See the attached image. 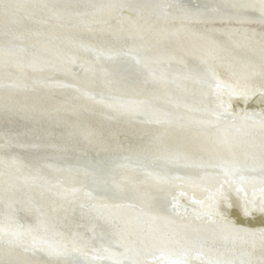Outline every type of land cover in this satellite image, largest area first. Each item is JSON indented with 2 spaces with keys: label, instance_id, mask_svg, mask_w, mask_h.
Listing matches in <instances>:
<instances>
[{
  "label": "bare ground",
  "instance_id": "1",
  "mask_svg": "<svg viewBox=\"0 0 264 264\" xmlns=\"http://www.w3.org/2000/svg\"><path fill=\"white\" fill-rule=\"evenodd\" d=\"M139 1L0 0V260L46 264L21 245L52 251L35 240L45 235L62 240L52 264L101 243L125 249L117 260L111 250L94 249L114 264H214L186 256L195 252L228 260L221 264H264V186L253 174L264 171V126L255 121L264 113V0H198L179 16L163 0L162 17L154 4ZM221 14L229 17L216 19ZM128 62L142 80L124 87V77L114 75ZM56 75L70 82L75 76L79 90L48 81ZM146 88L149 99L142 97ZM101 92L110 98L93 95ZM19 121L33 133L48 127L50 136L19 139ZM23 149L127 159L139 166L129 178L169 168L166 162L226 167L228 175L192 185L162 183L151 173L148 199L94 201L83 217L69 208H78L72 182L49 191L32 187L20 165ZM243 170L254 177L231 184L229 173ZM121 181L119 194H133L125 176ZM166 200L175 213L165 218L136 210ZM131 250L140 252L137 261H128L135 260Z\"/></svg>",
  "mask_w": 264,
  "mask_h": 264
},
{
  "label": "water",
  "instance_id": "2",
  "mask_svg": "<svg viewBox=\"0 0 264 264\" xmlns=\"http://www.w3.org/2000/svg\"><path fill=\"white\" fill-rule=\"evenodd\" d=\"M139 2L142 5L144 4V6H147L145 5L146 3L154 4L155 9H153V11L154 12L156 11V13H158V15L162 17L163 13L158 11L157 5L160 2H163V0H141ZM134 5L137 6L139 5V3L138 2L134 3ZM165 5L168 8H170V11L174 10L173 11L175 13L174 15L179 16L185 10L184 9L185 6H187L188 9H194V7L199 6V2L198 0H165ZM160 6H162V4H160ZM185 11L189 12L188 10H185ZM220 16H222V18ZM218 17L216 19L225 21V19H227V17L229 16H225V14H221ZM100 61L104 65L113 66L110 62L107 64V61L105 58H100ZM121 66H119V64L116 65V71L118 72L116 73L119 76L116 74L114 75V77L116 79H119V78L123 79L124 77L125 79V82L123 84L124 87H127V84L129 81H137V80L139 81V79L142 80V78H140L139 75L137 76L136 74H133L132 69L135 68V66H133L132 63L128 62L127 63L128 67L126 68L124 66L123 67ZM199 68L202 71H205L204 67H199ZM78 71L82 72L81 68L78 67ZM80 72H77V75H79ZM126 76L129 80H126L125 78ZM174 77H175V74H172L170 76L172 80L169 83L174 84L175 82ZM72 79L75 82L68 81L66 76L56 75L48 81L57 83L54 85H60V86L65 85L64 87L67 89H72V87H75L73 89H78L77 87L78 85L76 82L77 78L75 76H72ZM197 79L199 78L197 77ZM100 80H102V78ZM60 86H57V87H60ZM148 86L150 88H153V84L151 83H149ZM203 87L204 88L208 87V83L204 84ZM147 89L149 88H146L145 95L142 96V97H146L145 99H149V97L152 95L151 93L148 92L150 90H147ZM103 94L102 92L95 93V94L93 93V95H95V97H97L98 99L105 98L108 100L110 98V96L108 97V95L106 94L103 95ZM191 100L192 98H189L187 101L190 102ZM184 105H186V103H184ZM167 111L169 112L170 110L168 109ZM262 113L261 114L257 113L255 116L256 117L255 121L259 126H264V113L263 114ZM22 122L23 121H19L18 123H15L13 125L14 128L10 125V128H13L16 131L15 134H19L18 135L19 139L23 138L27 140L28 137L33 136L34 133H36L33 136L35 140L37 139L39 140L40 138H42V136H47V135L50 136V132L48 131L50 128L45 127L48 129L46 131H42V130L39 131L38 129H36L35 130L36 132L33 133L31 131H28L30 124L22 125L23 124ZM57 135H58V132L55 133V135H53L55 138H51V140L54 141L55 143L58 142L56 138ZM63 138H67V137H63ZM67 143L71 144L72 142L68 141ZM24 150L25 149H23L22 151ZM102 159H98L94 157L83 159V158H80L74 155H63V157L60 156L56 158L52 154H48L47 152H44V151L40 152V151H34V150H29V151L25 150L24 156H22L21 158L22 163H20V165L23 167V170L25 171V173L27 175H30V178L32 180L31 182L32 187L37 190L49 191L50 189H52V186L64 185L66 184L67 181L72 182L75 185L74 189H75L76 195L74 196L75 197L74 200L77 201L78 208H76L77 206L75 204L72 205V203H70L69 208H71V210H73V213L75 212L76 215L78 216H79V213H81L83 217H85V213L88 212V210L92 208L91 206L94 205L93 204L94 201H103L107 203L113 202L114 204H118V205H130L131 203L129 202L131 201L129 200V197L131 199L134 194L135 195L131 199L132 201L136 199L137 200L139 199V201L145 198L148 199L149 197L148 191H146L147 188L145 187V185L147 184V181L149 182L151 181L150 175H153L151 173H155L157 175V177H155L156 181H160L162 183H167V184L169 183L182 184L183 183V184H192V185L194 184L199 185L201 183H204V181H207L209 179L208 177L210 178L220 177L221 174L223 175L221 177L228 175V172L226 171L228 169H226V167L219 168L220 171H217V170L209 171L208 169L204 171L200 169H191L189 167L186 168L181 165H176L177 166L176 167L177 169H176L174 167L175 164H172L171 162L170 163L166 162L165 165L167 167L169 166V168H166V167L164 168L161 165H160L161 167L159 166L158 168L156 167L154 169L146 168L147 169L146 171L139 170L141 171L140 174L135 175V177L129 178L128 172L132 169L135 170L136 169L135 167H139V166H132L133 164H130V161H128L127 159L125 160H119L116 158L114 159L110 158V160H106L105 158H102ZM229 174H231L228 176L230 177L228 178L229 181L231 182V184L236 185V187H238L239 183H241V180H243L241 176L247 177V178H252L255 176L256 179H262L263 186H264V171L253 173L254 176L250 175L249 172H245L244 170L241 172H237L235 174H232V173H229ZM124 176H125L124 184L132 188L134 191L133 194L126 195L127 197H124L123 195L119 194L118 186L116 185V184L122 183L121 180ZM71 177H73V179L74 177L76 178L73 181H71ZM105 181H107V184L104 186H101L100 184H102ZM207 183H211V181L208 180ZM225 183H228V182L225 181ZM136 187H140L141 189L137 190ZM172 204H174L173 201H172ZM124 207H128V206H124ZM136 210H141L142 212L150 213L151 215L157 216V218L158 217L165 218V216H168L169 214L172 215L173 213H175V212L170 211L172 210L170 200L162 201L159 204L156 203L154 204V206L150 208L146 207L141 202L140 205L136 206ZM79 218L77 217L78 220ZM77 219L75 218L72 220H77ZM158 221L159 219L156 222ZM174 224H179V223L175 222ZM33 238L34 236H32L31 242L34 244L33 242L34 240L32 241ZM35 240L37 241V243H44L45 245L51 246L53 250L51 251L49 249H41V250L35 249L31 247L30 244L26 243V241H22L21 245H22V248L24 249V252L30 255V257H33V261L40 260L42 262H45L46 264H52V263L57 262L58 253L59 251H61L60 249H62L60 248L62 240L60 239L56 240L55 238H51L45 235L44 237H41ZM58 245L59 247H57ZM93 248L98 250V252L100 253L102 252L104 253L105 252L104 250H107V249L111 250L115 260L118 259V256L121 252L123 253L125 251V249L121 245L116 248V247H110L109 245L107 244L105 245L102 243L95 244ZM94 249L88 248V249H85V251H83L79 255L78 254L75 256L70 255L68 256V258L65 260L66 262L64 263L66 264H111V263L114 264V262H111V261L109 262V260L103 261V257H101L100 253H98ZM139 253L140 252H136V250L129 251L130 257L135 260H128V261H137L136 257H133V256ZM206 254H204V256H206ZM186 256L190 260H195V261H198L199 263L203 261L212 262L214 264H221V262L228 263L227 262L228 260L208 258L207 256L205 259V257L202 256V254L197 253V252L190 253ZM99 258H102V259H99ZM0 264H9V263L3 260H0ZM241 264H247V263L241 262Z\"/></svg>",
  "mask_w": 264,
  "mask_h": 264
}]
</instances>
